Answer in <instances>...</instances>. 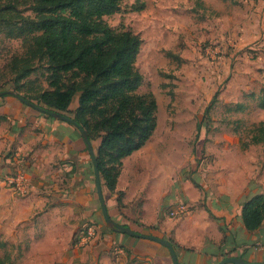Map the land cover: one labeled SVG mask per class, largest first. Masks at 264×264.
I'll use <instances>...</instances> for the list:
<instances>
[{
  "label": "rangeland",
  "instance_id": "1",
  "mask_svg": "<svg viewBox=\"0 0 264 264\" xmlns=\"http://www.w3.org/2000/svg\"><path fill=\"white\" fill-rule=\"evenodd\" d=\"M10 1L16 13L34 17L31 0H0V4ZM141 2L143 9L137 12V0H121L118 11L104 18L112 30L124 29L141 39L135 62L143 79L138 92L152 93L157 102L155 132L142 149L123 161L120 186L125 192H120L118 209L134 221L130 209L135 204L141 210L143 204L159 203L165 218L173 222L191 216L207 234L213 228L221 232L208 207L229 202L264 178V143L252 140L264 123V110L256 102L264 87V0ZM24 53L22 40L9 38L0 25V93H15L13 63ZM47 77L44 62H36L32 75L20 83L21 94L30 97L46 90ZM5 98L0 97L1 106L8 101ZM237 105L243 109L236 110ZM66 115L72 117V111ZM91 144L96 154L98 143ZM10 175L1 178L0 189L24 200L30 183L10 187L6 182ZM104 191L109 198L116 192L105 187ZM180 204L187 212L171 217ZM3 223L4 215L0 258L9 256L10 264H56L38 254L49 245L41 241V229L36 237L28 228V238L16 234L9 240ZM86 227L74 233L73 241L80 247L77 240ZM162 239L176 238L172 232Z\"/></svg>",
  "mask_w": 264,
  "mask_h": 264
},
{
  "label": "crops",
  "instance_id": "2",
  "mask_svg": "<svg viewBox=\"0 0 264 264\" xmlns=\"http://www.w3.org/2000/svg\"><path fill=\"white\" fill-rule=\"evenodd\" d=\"M74 98L77 104L73 99L70 111L78 105V96ZM5 99L6 104H0V116L6 118L0 122L4 141L0 180L9 172L22 170L30 183L24 200L0 189V217L4 215L9 240L15 239L16 234L28 238V228L30 235L36 237L37 229H41V241L49 245L38 254L51 257L56 264H173L166 247L114 231L104 222L92 159L74 125L36 115L13 96ZM120 182L121 175L110 198L101 186L111 220L139 234L147 229L148 235L159 238L173 232L179 264H218L226 254L264 262V221L258 230L249 233L241 223L240 213L243 203L253 195L264 194V178L260 181L262 187L251 184L235 198L230 197L229 202L208 207L228 236L225 242L222 231L213 228L207 234L191 216L176 222L165 218L159 203L143 204L141 210L135 204L130 207L134 221L130 220L126 211L121 213L118 209L116 193L125 192ZM36 224L37 228H32ZM90 224H95L97 235L87 246L80 247L73 241L74 233ZM14 227L19 230H12ZM191 247H195L193 252L183 250Z\"/></svg>",
  "mask_w": 264,
  "mask_h": 264
},
{
  "label": "trees",
  "instance_id": "3",
  "mask_svg": "<svg viewBox=\"0 0 264 264\" xmlns=\"http://www.w3.org/2000/svg\"><path fill=\"white\" fill-rule=\"evenodd\" d=\"M31 1L33 18L16 13L13 1L0 4V25L9 38L21 39L25 47L23 57L13 63L14 92L38 107L71 119L91 143H98L95 159L101 186L114 193L123 161L142 149L157 127L155 97L152 93L138 92L143 79L135 62L141 39L124 29L112 30L105 23L106 16L118 11L121 0ZM142 9L140 4L135 11ZM36 62H44L46 66L48 88L35 96H25L21 94L20 83L32 75ZM75 96L77 108L72 117H67ZM256 100L258 109L264 110V87ZM18 103L36 115L53 119ZM241 109L237 105L236 110ZM5 120L0 116V122ZM252 140L264 143V123L256 129ZM15 173L16 170L11 174ZM118 195L117 204L121 207L122 194ZM240 213L246 232L258 230L264 221V194L253 195L243 203ZM221 231L225 242L228 236ZM142 234L149 232L145 229ZM168 241L176 252L178 246ZM237 257L245 260L242 255ZM10 262L9 256L0 258V264Z\"/></svg>",
  "mask_w": 264,
  "mask_h": 264
},
{
  "label": "water",
  "instance_id": "4",
  "mask_svg": "<svg viewBox=\"0 0 264 264\" xmlns=\"http://www.w3.org/2000/svg\"><path fill=\"white\" fill-rule=\"evenodd\" d=\"M4 95L13 96L18 101H20L21 103H23L26 106H29V107L37 110L38 112H40L42 114L51 116V117H53L55 119L66 121V122L71 123L72 125H74V122L71 119L62 116L61 114H58V113H55V112H51V111H48V110L43 109L41 107H38L35 104H33V103H31V102H29L27 100H24L23 98H21L20 96L16 95L13 92H1L0 93V97H2ZM79 131L82 134V137L84 139V142H85V144L87 146L88 152H89V154L91 156V159H92V163H93V166H94V172H95V182H96L97 195H98V199H99V202H100V205H101L102 215H103V218H104L107 226L110 229H112L114 231H118V232H120L122 234L131 236V237H136V238H140V239L149 240V241L158 243V244L166 247L169 250V252H170L173 264H179L176 252L174 251V249L172 248V246H171V244H170V242L168 240H164L162 238L155 237V236H152V235L137 234L136 232L132 231L130 228H127V227H124V226H121V225H117L111 220V218L108 215L106 203H105V200H104V197H103V194H102L101 181H100L99 173H98V170H97V164H96V159H95V154L93 152L92 144L89 141L88 137L86 136V133L83 130H81V129H79ZM218 264H264V262L250 263V262H247V261H245V260H243L242 258H239V257H230V258H226V259L220 261Z\"/></svg>",
  "mask_w": 264,
  "mask_h": 264
},
{
  "label": "built area",
  "instance_id": "5",
  "mask_svg": "<svg viewBox=\"0 0 264 264\" xmlns=\"http://www.w3.org/2000/svg\"><path fill=\"white\" fill-rule=\"evenodd\" d=\"M11 177H8L6 179V182L8 183V185L10 187H16V188H20V185L24 184V183H29V179L27 178V176L16 170L15 174H11ZM29 186V184L27 185ZM187 212V207L183 204H180L179 206H177L175 208V210L173 212H171L170 216L171 217H175L178 216L180 214H184ZM97 235V228L94 225H89L86 227L85 231L81 234V236L78 238V244H80L81 246L87 245L89 242L92 241L93 238H95Z\"/></svg>",
  "mask_w": 264,
  "mask_h": 264
}]
</instances>
